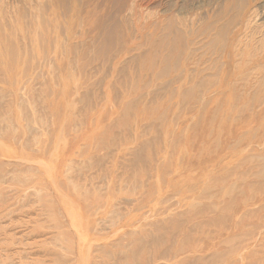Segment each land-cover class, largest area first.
<instances>
[{
	"label": "rangeland",
	"instance_id": "obj_1",
	"mask_svg": "<svg viewBox=\"0 0 264 264\" xmlns=\"http://www.w3.org/2000/svg\"><path fill=\"white\" fill-rule=\"evenodd\" d=\"M0 8L50 46L26 92L42 169L0 157L30 178L0 179V264H264V0Z\"/></svg>",
	"mask_w": 264,
	"mask_h": 264
},
{
	"label": "bare ground",
	"instance_id": "obj_2",
	"mask_svg": "<svg viewBox=\"0 0 264 264\" xmlns=\"http://www.w3.org/2000/svg\"><path fill=\"white\" fill-rule=\"evenodd\" d=\"M3 10V8H0V157L12 158L18 155V158L31 162L27 171H33L42 169V163L40 164L38 161L33 162V157H30L28 152L34 151L40 146L44 135L48 131L49 125L47 124L48 122L46 123L44 120H40L39 123L33 122V118L30 117L29 112H27L28 108L32 107L31 103L33 102L26 98V92H29V88H31L33 82L32 79H34L33 76L30 75L29 67L31 69L38 61L49 60L47 51L50 46H47V42L41 43V39L45 38L43 37L45 34V29L43 30V28H45L46 23L42 22L38 25L30 24L32 25V27H30L28 23L25 25L24 22L20 20L12 21L9 14ZM34 45L36 47L38 46L39 52L33 51L32 47H34ZM7 96L13 97L15 101L13 102L11 98L9 102L4 104ZM18 98H20L21 101L19 104L16 103ZM97 162L99 163V161ZM73 167L74 166H68L66 168H70V174L74 171ZM26 172H4L0 169V179L12 180L13 178H18V180H16L17 182L23 181L28 183L30 178ZM20 174H25V176L22 177ZM40 177H38V179H40ZM85 179V182H91L92 180L89 175ZM74 180L76 181V179ZM74 180H69L68 183L66 182L67 185L70 187L72 186L73 193L76 194L77 197L79 195H83L84 197L86 194L82 192L81 187H79ZM40 190H37L40 192H36L38 194L37 196L42 193V190ZM80 207H83L81 210L87 208L83 205H80ZM81 213L77 214L80 215ZM66 238L67 237H65V239ZM61 245L65 247L64 243ZM67 245L68 244H66V246Z\"/></svg>",
	"mask_w": 264,
	"mask_h": 264
}]
</instances>
